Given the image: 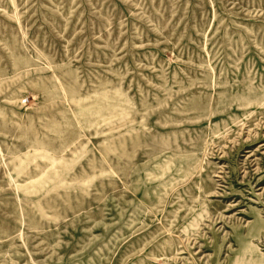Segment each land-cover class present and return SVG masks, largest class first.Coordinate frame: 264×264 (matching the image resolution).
<instances>
[{
	"label": "rangeland",
	"instance_id": "rangeland-1",
	"mask_svg": "<svg viewBox=\"0 0 264 264\" xmlns=\"http://www.w3.org/2000/svg\"><path fill=\"white\" fill-rule=\"evenodd\" d=\"M0 264H264V0H0Z\"/></svg>",
	"mask_w": 264,
	"mask_h": 264
}]
</instances>
